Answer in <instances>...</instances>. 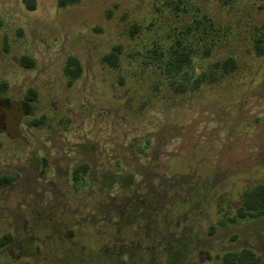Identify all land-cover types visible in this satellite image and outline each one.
Listing matches in <instances>:
<instances>
[{"label":"rangeland","instance_id":"rangeland-1","mask_svg":"<svg viewBox=\"0 0 264 264\" xmlns=\"http://www.w3.org/2000/svg\"><path fill=\"white\" fill-rule=\"evenodd\" d=\"M35 5L0 0V264H223L242 249L264 264V216L232 222L264 184V0ZM172 46L192 65L182 94ZM226 58L237 68L221 75ZM202 71L216 81L191 90Z\"/></svg>","mask_w":264,"mask_h":264},{"label":"trees","instance_id":"trees-1","mask_svg":"<svg viewBox=\"0 0 264 264\" xmlns=\"http://www.w3.org/2000/svg\"><path fill=\"white\" fill-rule=\"evenodd\" d=\"M80 0H59V6H71L75 5ZM25 8L28 11L35 10V0H22ZM255 50L257 56H262L264 54V47L262 46V39H256ZM178 44V43H177ZM118 47H114L111 52L103 56L102 60L110 67H115L118 64ZM169 61L166 63V68H171V74L167 77L168 84L173 88L176 93L182 94L186 90V85L180 83L177 78L180 76L185 69L192 68L190 64V57L186 51L175 46H172L169 54ZM20 64L26 68H31L33 62L27 57L20 58ZM215 70L220 71L221 75H227L236 70V62L232 58L224 59L220 64L216 63L213 65ZM82 72V67L78 59L73 56L66 58L63 73L66 78V83L68 86H72L73 82L77 80ZM177 80V81H176ZM216 81V75L213 72L205 73V71L200 72V74L193 79L191 82V90H197L203 85L212 84ZM7 88L6 83H0V94L3 93ZM27 100H34L36 98V92L33 89H29L25 95ZM89 167L87 164L83 163L76 166L71 172V179L73 186L77 188L78 186L84 187L86 184V176ZM264 216V184L256 185L243 193L241 198V205L236 210L235 216L232 222L236 220L240 221H250L261 218ZM9 235H5L0 239V247L5 246L9 241ZM221 260L223 264H259L260 257L254 252L248 249H242L236 252H226L222 254Z\"/></svg>","mask_w":264,"mask_h":264},{"label":"flooded vegetation","instance_id":"flooded-vegetation-1","mask_svg":"<svg viewBox=\"0 0 264 264\" xmlns=\"http://www.w3.org/2000/svg\"><path fill=\"white\" fill-rule=\"evenodd\" d=\"M0 83H5V82H0ZM4 92H5V91H4ZM1 94H2V93H1ZM1 94H0V95H1Z\"/></svg>","mask_w":264,"mask_h":264}]
</instances>
